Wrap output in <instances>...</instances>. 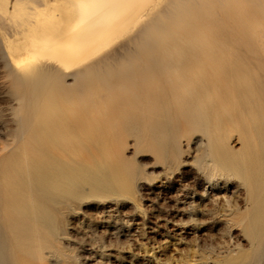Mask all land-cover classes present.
I'll list each match as a JSON object with an SVG mask.
<instances>
[{"label":"bare ground","instance_id":"6f19581e","mask_svg":"<svg viewBox=\"0 0 264 264\" xmlns=\"http://www.w3.org/2000/svg\"><path fill=\"white\" fill-rule=\"evenodd\" d=\"M0 56V264L60 255L56 213L122 186L129 135L171 162L200 132L211 173L246 188L245 228L264 224V0H0Z\"/></svg>","mask_w":264,"mask_h":264},{"label":"rangeland","instance_id":"374dc122","mask_svg":"<svg viewBox=\"0 0 264 264\" xmlns=\"http://www.w3.org/2000/svg\"><path fill=\"white\" fill-rule=\"evenodd\" d=\"M11 18L20 20L21 11ZM16 105L0 56V150L15 127ZM205 139L185 131L169 162L168 140L137 146L127 136L122 186L108 182L110 192L99 195L86 186L56 213L60 255L44 248L33 264H264V224L245 228L246 188L237 177L211 173ZM236 140L234 134L230 144L238 150Z\"/></svg>","mask_w":264,"mask_h":264}]
</instances>
